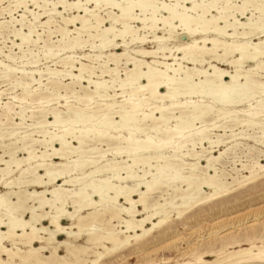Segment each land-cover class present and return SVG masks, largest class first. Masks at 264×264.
<instances>
[{
    "label": "rangeland",
    "instance_id": "1",
    "mask_svg": "<svg viewBox=\"0 0 264 264\" xmlns=\"http://www.w3.org/2000/svg\"><path fill=\"white\" fill-rule=\"evenodd\" d=\"M61 1L64 0H36L37 5H34L33 0H0V159L2 158L0 170L5 168V161H9L11 154L14 153L13 161L9 165V174L3 177L0 171V195L10 193V190L12 193V191L21 188L26 191V198L30 199H27V207H36L37 214H42L43 211L54 214L57 211L54 208L37 209V201L31 198L30 194L34 191H42L44 187L49 189L54 186L58 187L65 179H72V181L77 179L71 184L62 186V189L68 191L66 194L71 197L73 192L85 185L91 183L97 186L102 185L108 179V183L113 187L107 191L109 197H114V188L116 187L134 189L135 191L130 195L137 200L139 193L145 188L134 186L135 183H140L138 177H141L144 171H148L144 181H151L153 178L158 180L165 175L174 176L175 173L179 178L189 177L192 173L197 176L200 175V177L212 176L216 173L222 181L231 183L229 184V192L182 208L183 211L180 216L173 210L169 218L160 225L152 227L151 222L145 223L144 228H151L150 232L137 240L130 238L127 245L115 250L107 241L95 242L94 235L90 237L89 233L95 234L96 232L99 235L106 234L112 228L124 229L119 224V220L121 217L123 220H129L131 217L121 214L120 219L117 217L111 219L112 215H109L115 214L116 208L129 207L124 202V198H118L115 202L113 199L109 201L106 198L103 206L99 203L80 209L76 213L75 207L70 203V198H67L62 209L63 211L66 210V213H59L61 215L60 223H63L62 225L65 227H70L72 223L76 222V219L68 218L67 213H73L74 217L80 215L85 218L80 226L82 228L78 237L69 238L66 235H61L59 240L71 243L74 246L73 253L81 257L83 264H194L200 258L212 261L215 258L213 255L223 250L233 251L240 247H250L253 244L256 246L264 245V168L259 169L257 165L264 167V111H259L257 106L259 102L264 104V91L258 89L260 84L264 83V69L258 68L257 70L255 61L248 62L243 67H237L239 70L242 69V72L250 68L253 69V80L257 91L248 90L247 98L244 96V100L235 104L236 106H215L211 104L210 98H201L198 95L191 96V99L188 98V101H197L195 106H211L213 112L211 110L202 120L193 122L192 127L185 128L182 139H174L160 149L149 148L138 151L134 156L138 160L141 157H147L148 163H142L141 158L137 163L138 165H133L129 169L132 173L134 172L136 176L134 179H118L115 177L116 174L121 177L126 176V170L120 169V167L132 164V157L121 150L124 146L126 147L124 138L129 136L130 125V127L106 130L108 138L104 137L103 140L95 139L94 135L89 134L81 148L83 154L71 151L67 157L62 158L52 154L54 149L60 148V143L58 141L49 142L50 136L60 135L67 128L70 131L74 129L73 132L79 135L78 129L82 130L84 126L89 129L105 118L112 120L116 126L121 119L119 107L130 106V102L134 100V97L132 98L128 94L122 95L119 85L130 74V70L134 69L135 64L149 63L153 69L168 70L169 75L173 74L171 68H177L179 63L187 69L195 67L205 70L207 75L213 73V67L228 72H234L236 67H232L228 63L229 61H226L229 57L223 61L213 57L216 53L222 56L220 49L216 53L212 50L213 52L211 51L210 54L204 55L203 61L198 64H188L186 61H182L180 59L182 54L177 52L175 48L179 40H186L185 32L178 25L177 20H174L172 24L177 27H175V33L170 36L169 24L161 20V18L168 16L167 11H161L160 14L156 13V18L159 19L156 24L157 29H144L140 20H129L131 30L123 40L125 42L121 39L115 47L113 44L117 43V40H114V43L109 44L110 46L103 48L100 46L99 33L111 24V20L108 18L110 10L105 7L94 9V4L86 3L85 0H80L81 9H70L59 3ZM77 1L66 0L68 4ZM196 2L206 8L211 0H197ZM162 3L170 5L178 12H183L185 8V13L189 16L196 17L200 14L204 17L205 25H199V31L193 35L194 39H191V41H197L199 46L203 45L202 41H207L208 44L212 39H217L222 43L228 42L232 45L243 43L240 41H244V43L247 41L249 45H252L264 40V13L255 7L256 4L257 6L261 4L259 6L264 7V0H216L214 2L216 5L212 4L213 7L210 6L209 11L204 10V14L201 13V9L196 11L189 9L192 6L191 1L150 0V4L153 5L160 6ZM84 7L89 11L85 13ZM111 12L115 15L118 14L117 9H111ZM91 13L104 19L102 26L97 30L87 28L78 34L76 28L81 26L80 19L78 18L74 23L66 22L68 18L79 15V17L85 16L89 20V25H94L95 17L90 16ZM135 14L139 15L138 18L145 17L148 19L150 17V13L144 16L136 11ZM225 15L228 16L227 21L235 26L237 31L235 37L229 36L233 32L232 27H229L225 32L228 35L217 34L213 30L215 26L224 25V20L220 17ZM47 20H49L48 25H43ZM252 23H255L256 26ZM239 24H244V26ZM201 27L206 31H202ZM121 28V23L115 25V30ZM244 31L254 32L243 37L240 33ZM15 33L30 35L29 40L22 43L21 36H17ZM112 36L109 34L106 38L112 40ZM75 39H78L80 45L68 48V45ZM131 39L134 40L131 41ZM207 44V48L211 49L212 45ZM151 51H157V54L149 55L147 52ZM121 53L123 56L117 58L118 63L113 62L110 58L111 54L118 56ZM238 57V54L235 53L232 59ZM261 60L264 62V57ZM66 61L70 64L64 65ZM80 64L86 65L88 70L80 73L78 70ZM171 64V67L167 66ZM145 65H140L142 71L146 70ZM110 69H113L111 72L114 73H109L108 70ZM56 72L59 73L55 74ZM6 73H9V77L5 76ZM70 74L80 75V80L76 79V81L74 76ZM180 76L182 77L184 74ZM178 77L176 76V78ZM55 78L56 80L58 78L60 84H52ZM199 78L204 80V77L200 76L195 77L194 81L198 82ZM228 80L229 78H226V81ZM89 81L92 82L89 83ZM239 81L244 82L243 76ZM95 82H104L109 88L108 93L111 97L103 100L97 97L98 95L94 93ZM111 82L115 83L112 84ZM24 83L27 85L24 86ZM165 90L162 89L163 92ZM251 91H253V96L248 97L252 94ZM115 93L116 95L113 96ZM184 98V96L178 97L180 102L187 100ZM99 105L105 107L112 105L114 107L109 110L105 107L99 109ZM6 109L11 110L8 117L2 115ZM75 110H82L83 113L76 114L74 113ZM144 111L149 113L151 110L145 106ZM254 111H258L259 114L256 116L250 114ZM53 112L58 113L60 118V123L54 126L48 124L54 121ZM88 114L92 115L93 120L83 123L84 115ZM136 114L137 118H142L141 112ZM167 114L169 119L165 123L157 122L156 129L158 131L148 128L152 124L151 120L137 122V125L146 126V130L139 133L134 132L135 139L141 141L148 135L155 137L153 140L157 142L156 134L160 135L166 129L173 128L177 122L175 117L179 116L180 113L179 109L174 108ZM66 139L70 142V147H79L78 140L71 139L69 135ZM185 139L188 141L184 142ZM22 147L28 148L33 153L34 158L29 162L22 163L17 169L14 160L27 156V151H23ZM209 159H211L210 166L207 167ZM82 162L85 163L84 167L75 169V165ZM29 165L31 167L38 165V169L35 172L22 174V171L27 169ZM163 165H168V167L165 170H156L155 167H162ZM46 167L51 169V175L54 176L62 170L72 171L64 173L63 177L56 178L50 184L36 185L32 183L31 181L38 175L44 174ZM108 168H112V170H106ZM252 168L254 170L250 173ZM96 169L99 171L89 175ZM13 180L15 182L18 180L21 184L14 186L12 190L6 187L5 182L9 183ZM47 180V177L43 178L44 182ZM104 180L106 181L104 182ZM177 181L180 182L176 180L174 184L180 185ZM184 185V183L181 184L182 189L186 188ZM162 189L149 193L150 195L147 197L149 206L158 203L160 206H155V208L164 207L166 209L169 207L168 198L175 191L172 187L164 186ZM91 190V187H86L89 195H91ZM201 193L203 196H208L211 191L208 188H203ZM45 196L51 197L49 194H45ZM92 198L95 202L100 200L97 195L92 196ZM10 199L16 201L13 195H10ZM174 202L180 203V200ZM138 205L135 206V210H139V216L135 217V220L145 217L147 211L153 213V207L143 211L142 206ZM0 209V219L7 222L8 216L5 214L4 207H0ZM105 209L109 211H104ZM26 212L22 217L24 220L29 218V214ZM18 214L15 213V215ZM94 214H98V218L94 217ZM101 216H104L102 220H100ZM158 220L159 218L155 216L154 222L157 223ZM42 223L48 225L49 221L44 220ZM1 230L6 231V226H2ZM73 230L76 233L79 231L78 227L73 228ZM137 233L140 234L141 230ZM11 239V241H4L7 248L13 249L17 253L28 252V244L20 241L21 239L18 237ZM33 245L36 248L47 246L40 242H34ZM54 245L57 244L54 243L47 246L46 249L40 250V258L43 262L34 264H46L45 260L50 256ZM58 251L61 256H65L66 260L72 262L75 260V256L70 254L71 252L68 251L67 247H60ZM1 257L7 262L6 264H22L18 257H14L12 261L4 253H1ZM248 264H264V262L260 263L259 260H254Z\"/></svg>",
    "mask_w": 264,
    "mask_h": 264
},
{
    "label": "bare ground",
    "instance_id": "2",
    "mask_svg": "<svg viewBox=\"0 0 264 264\" xmlns=\"http://www.w3.org/2000/svg\"><path fill=\"white\" fill-rule=\"evenodd\" d=\"M182 1H191L192 6L189 7V9L191 8V10H194V11L201 9V11H202L201 13L204 14V10L209 11L210 6L213 7L214 2L216 0H211V2L209 3V6H207L206 8L204 7L205 9L203 8V6L201 4H198L196 2L197 0H182ZM33 2H34V5H37L36 0H33ZM85 2L94 4V9H98L100 7H103V8L105 7V8L110 10L108 12V14H109L108 18L111 20V24H110V26H107L105 29H103L101 33H99L100 34V46H102L103 48L110 46L109 44L114 43V40H117L116 41L117 43L113 44L116 47L118 45L119 40L122 39V41H123L125 39V37L128 35V33H130V30H131V27L129 26V20H132V19L140 20L142 22V25H143L142 28H144V29H146V28L147 29H157L156 24H157V21L159 19L156 18L157 17L156 13L160 14L161 11H167L168 16L161 18V20H163L164 23L169 24L170 36H172V34L175 33L174 30H175V27H177V26H174V24H172V22L174 20H177L178 25L185 32L186 40L185 41H183L182 39L179 40V43H178V45H176V48H175L177 52L182 54V56L180 58L182 61H186L188 64H198V63H201L203 61L202 57L204 55L210 54L212 50L216 53V51L220 49L222 51V56L218 55L216 53L213 57L216 60H222V61H223V59H226L229 57V59L226 61H229L228 63L231 64L232 67L235 66L236 70L234 72H228V71L217 69V68L213 67V73L210 75L209 74L207 75V72L205 70L196 69L195 67H193L192 69H187L185 67H182L181 64L179 63L177 68H174V67L171 68L173 74L169 75L167 73L168 70L159 71V70H157V68L153 69V67L149 63H141V64H146L145 65L146 66L145 71L141 70V68H140L141 64L140 63H139V65L135 64L134 69L130 70V74H128V76H126L127 78H125L124 81H121V83L119 85V87L121 88V91H122L121 92L122 95L128 94L132 98L134 97L133 98L134 100L132 99L133 101L130 102V106H127V107L126 106L125 107L120 106L121 108L119 107V109H120L119 113H120L121 119H120V121H118L117 125L114 126V123L112 122V120H108L105 118L103 120L101 119V121H98L96 126H92L89 129H87L85 126L83 127L82 130L78 129L77 132L79 133V135H76L75 134L76 132L75 133L73 132L74 129H73V131H70V129L67 128L60 135L50 136L49 142L53 143L54 141H58L60 143V148L54 149V151L52 153L53 155L59 156L62 158V157H67L69 155V152H71V151L80 153L82 145L84 142H86L89 134L94 135L95 139H102L103 140L104 137L108 138V135L106 134L107 133L106 130H109L110 128H121V127H125V126H128V127L131 126V130H130V132H128L129 136L127 138H124V140L126 142V147L124 146L121 150H123V152H125V153H128V155H130V157H132V164L131 165L129 164V166H125V167H120V169L122 168L123 170H126V176L125 177H121L119 174H116L115 177H117L118 179H121V180H129V179L132 180V178L134 179L136 176L134 175V172L132 173L129 169L132 168L133 165H136L139 162V160L142 158L141 157L138 160L137 157L134 156L138 151H141V150L143 151V150H146L149 148L160 149L161 147H164L165 145L171 143L174 139H177V138L179 140L182 139L183 138L182 134H183V131L185 128L192 127L193 122H195L197 120H202L212 110L211 106H203V107L202 106H195L197 101L196 102L188 101V98L191 99V96L198 95L201 98H205V97L210 98L211 102H212L211 104H214L215 106H217V105L218 106H229V105H235V104L242 102L244 100V96H246V98H247V94H248L247 91L248 90L254 89L257 91V87L255 86V82L253 80V69L250 68V69L246 70L245 72H242L241 71L242 69L239 70V69H237V67H243L244 64H246L248 62H254L255 61L257 70H258V68L264 69V62L261 60L262 57H264V40L259 41L257 43H254L252 45H249L247 43V41H246V43H244V41H240L243 43L232 45V44H228V42H226V41H225L226 43H222L217 39H212L209 41L210 43H208V44L212 45V48L208 49L206 46L207 41H202V43H203L202 46H199L197 44V41H195V40L191 41V39H194L193 35L199 31L198 30L199 25H202V24L205 25L204 17L200 14L196 15V17L189 16V15H187V13H185L186 9L184 7H183L184 8L183 12H178L175 8H172V7H170V5L165 4V3H162L160 6L150 4V0H85ZM59 3H61L65 7H69L70 9H81L82 8V4L80 3V0H78L77 2H75L73 4H68L66 2V0L61 1ZM251 3H253V2H251ZM215 5H216V3H215ZM259 5H261V4H259ZM259 5L257 6V4H256V6H255L256 9L261 10V13H264V7H262V6L260 7ZM111 9H113V10L117 9L118 14H116V15H115V13L113 14V12H111ZM53 10L55 11V9H53ZM83 11L86 13L89 11V9L84 7ZM136 11H139V13L143 14L144 16L147 13L148 14L150 13V17L148 19L145 17L144 18H138L139 15L135 14ZM90 16L95 17V24L94 25H89L90 24V23H88L89 20L85 16L79 17V15H77V16L74 15V16L68 18V20L66 22L67 23H74L79 18L80 22H81V26H80V28H76V31L78 34L80 33V31L87 29V28L88 29L94 28L95 30H97L100 26H102L104 19L100 18L98 16L96 17V15L94 13H91ZM227 17H228L227 15L220 17L224 20V25L221 27L215 26V27H213V30L217 34L222 35V34H227V33H225L227 31V29L229 27H232L233 32H231L229 34V36L235 37L237 34V31L235 29L234 24H231L227 21ZM215 18H213V19H215ZM48 23H49V20L44 22L43 25H48ZM117 23L122 24V28L119 30H115V25H117ZM244 24H239V25L244 26ZM253 24H255V23H252V25ZM255 26H256V24H255ZM258 27H261V26H258ZM247 28H248V26H247ZM250 29L252 30V28H250ZM202 31H206V29H203ZM247 31L240 33V35L245 37V36L251 35L254 32V31L253 32H251V31L247 32ZM15 34L17 36H21L22 43L27 42L29 40L28 38L30 37V35H21L20 33H15ZM109 34L113 35L112 40L109 39L110 41L106 38L107 35L109 36ZM92 36H94V35H92ZM160 38L162 39V37H160ZM249 38H252V37H249ZM77 40L75 39L70 45H68V48H74L76 46H79L80 44ZM132 40H134V39H131V41ZM248 41H250V40H248ZM123 42H125V41H123ZM142 52H144V51H142ZM147 53H149V55H154V54H157V51H153V52L151 51V52H147ZM235 53H237L239 57L236 59H232V56ZM141 54H143V53H141ZM110 56H111L110 58L112 59L113 62L118 63V61H119L118 57L123 56V53H121L118 56L114 55V54L113 55L111 54ZM99 58H101V57H99ZM108 58H109V56H108ZM131 60H133V59L131 58ZM67 64H70V63L69 62L67 63V61H66L64 63V65H67ZM167 66L171 67L172 64L167 65ZM166 69H168V68H166ZM78 70L81 73L82 71H85V70L87 71L88 67L84 64H80V66L78 67ZM111 71H113V69L108 70L109 73ZM9 73H6L5 76L9 77V75H8ZM57 73H59V72H56L55 74H57ZM111 73H114V72H111ZM182 74H184V76L181 77L180 75H182ZM70 75L74 76L75 80L80 78V75H72V74H70ZM114 76H115V74H114ZM176 76H179V77L176 78ZM200 76L201 77L203 76L204 80H201V78H199V81L195 82L194 81L195 77H200ZM241 76H243V78H244L243 83H241L239 81ZM226 78H229V80L226 81ZM90 82H92V81H89V83ZM111 83L113 84L115 82H111ZM52 84H55V85L60 84L58 81V78H57V80L55 78L53 80ZM94 84H95L94 93H95V95H98L97 97L102 98V100L104 98L107 99V98L111 97L108 93L109 88H108V86L105 85L104 82H95ZM19 85H20V83H19ZM23 85L26 86L27 83H24ZM259 87L260 88H258V89H261V91H264V89H263L264 83L260 84ZM163 88L166 89L164 92L162 91ZM251 92H252V94L248 95V97L253 96V91H251ZM26 93H28V92H26ZM115 95H116V93L113 96H115ZM179 96H184L185 97L184 99H187V100L180 102V100L178 99ZM127 100H128V98H127ZM204 105H206V104H204ZM145 106L150 108L151 111L149 113H146L145 111L143 112V109ZM257 106L259 107V111H264V104L263 103L259 102V104H257ZM102 107H105V106L99 105V109H101ZM112 107H114V106L109 105V106L105 107V109L107 108V110H109ZM174 108L179 109V113H180L179 116L175 117L177 122L173 128H168L166 130L164 129L165 131L163 133L161 132L162 134L160 133V135L156 134V138L158 139L157 142H154V140H153L155 137L148 136V135L146 136V138L144 140H141V141L135 139L136 137L134 136V132L139 133V132H144L146 130L145 129L146 126L137 125L138 124L137 122H141V121H145V120H151L152 124L149 125L148 128L149 129H155L156 131H158V129H156L157 122L161 121L162 123H165L169 119L167 112L174 109ZM251 108H253V107H251ZM147 110H149V109H147ZM10 111H11L10 109H6L4 114H2V115H4V117H8ZM139 112L142 113L141 114L142 118H140V119L136 117V115H137L136 113H139ZM212 112H213V110H212ZM74 113L81 114V113H83V111L82 110H75ZM158 113H159V116H157ZM154 114H156V116H154ZM250 114L256 116L259 114V112L254 111V112H250ZM138 116H139V114H138ZM53 117H54V121H52V123H48V124L54 126V125H57L58 123H60V118H59L58 113L53 112ZM91 119H92V115L88 114V115H84V118L82 120H83V123H87V122L91 121ZM68 135L71 137V139L78 140L77 142L79 143V145H78L79 147H76V148L70 147V142L67 141V139H66V137ZM201 135H203V134H201ZM179 140H175V141H179ZM187 141H188V139L184 140V142H187ZM21 149L23 151H27L26 152L27 156L24 158H21V159H15L14 160V163L16 164L17 169L20 167V165L22 163L29 162L30 160H32L34 158L33 153L28 148L22 147ZM81 153L83 154V151ZM13 154H11V159L9 161H5V168L0 170L3 174V177L9 174V165L13 161ZM41 157H44V156L41 155ZM141 160L143 161V162L141 161L142 163H145V164L148 163L147 157H144ZM210 160L211 159L208 160V164H207L208 166L207 167L210 166L209 165ZM0 161H2V158L0 159ZM84 164L85 163L82 162L80 164L75 165V169L76 168L82 169V167H84ZM257 165H258L259 169L264 168L259 164H257ZM149 167H150V165H149ZM166 167H168V165H163L162 167L158 166L155 168L158 171V170H165ZM100 168H98V169H100ZM37 169H38V165L34 166V167H31L29 165V167L27 169L22 171V174L26 173V172H35ZM98 169L93 170L92 172L89 173V175L98 172L99 171ZM106 170H112V168H108ZM252 170H254V169L252 168L250 173H252ZM70 171H72V170H62L56 176H54V175H51V169L46 167L44 169V174H42L40 176L38 175L31 182L36 184V185L50 184V183L54 182L56 180V178L63 177L64 173L70 172ZM100 171H102V170H100ZM191 171H193V170H191ZM163 172H165V171H163ZM147 173H148V171H144V174L141 177H138V178H140V183H135L134 187L141 186V187L145 188L144 191L139 193V198L137 200L132 198V196L130 195L133 191H135L134 189H124V188H116V187L114 188V192H115L114 197H112V198L109 197L108 196L109 193H107V191H109V189H113V187H112V185H110V183H108L109 182L108 179H107V181L104 180V182L105 181L106 182L104 184L102 183V185L97 186L94 183L93 184L91 183L89 185H85L84 187L80 188L78 191L73 192L71 194V197H69V194L68 195L66 194V192H68V191L62 189V186L66 185V184H71V183L77 181V179L75 181H72V179H68V180L65 179L63 181V183L61 185H59L58 187L54 186L52 189L44 187V190L38 191V192L34 191L33 193L30 194L31 198H33L34 200L37 201V209H44L47 207H50L51 209L54 208L55 210H57L56 213H54V214H52L51 212H45V211H43L44 213H42V214H37L36 210H35L36 207H34V206L33 207H30V206L27 207L26 202H28L27 199H29V198H26V196H25L26 191L22 190L21 188H18L17 191H12V193L10 190V193L8 192V193H5L3 195H0V207H4V209L6 211V213L5 212L4 213L8 216L7 222H4L2 219H0V264H6L7 263L6 261H4L2 259L1 253L6 254L10 261H12L14 259V257H18L20 259V261L22 262V264L41 263V262H43V260H42V258H40V250H44L47 248V246L53 245L54 243H56L57 245L52 246L51 254L45 260L46 264H83L81 257L77 256L76 254L73 253L74 246L71 245V243H69L68 241H60L59 240V236H61V235H66L69 238L73 237V236L78 237V235H80L81 228H82L80 226H81V224L85 218V217L80 216V215H77L74 217L73 213H67L66 216H68V218H70L72 220L76 219V222L72 223L70 227H65L62 225L63 223L62 224L60 223L61 215H59V213H66V210L63 211L62 209H63L65 203L67 202L66 201L67 198H70V200H71L70 203L75 207V209H76L75 213L78 212V210H80V209H83V208L88 207V206H95L99 203H100V205L103 206L105 204L106 198H108L109 201H110V199H113L114 202L116 200H118V198H124V202L129 207L116 208L115 214H109V215H112L111 219L114 217L119 218V216L121 214H125V215L131 217L129 220H127V219L123 220L122 217H121L122 220L119 218L121 220V221L119 220V224L124 229L117 230L115 228H112L106 234L102 233L99 235H98V233L96 234V232H95L96 235L94 233H89V235H91L90 237H92L94 235L95 242L107 241V242L111 243L112 248L115 250V249L122 248L125 245H127L129 243L130 238H134L137 240V239L141 238L142 236L146 235L148 232H150L151 228H149V229L144 228L145 223L148 224V222H151L152 227H154L156 225H160L165 220H167L169 218V215L173 210L176 211V214H178V216H180L182 214V211H183V210H181L182 208H185V207L190 206V205L193 206L194 204L201 203L200 201H204L207 199L209 200V199L214 198L216 196L219 197L222 194H226L230 190L229 184H231V183H229V184L225 183L216 175V173H214V175H212V176H205V177H200V175L197 176L196 174L192 173L189 177H185V178H179V176L175 173L176 175L173 174L174 176L171 175L169 177L168 175L167 176L165 175V177H164L162 175L163 177L162 178L160 177L158 180L153 178L151 181H149V180L144 181V177ZM45 177L48 178V180L46 182L43 181V178H45ZM176 180L180 181V182L177 181L178 183H180V185L174 184V182H176ZM183 183L185 184L184 185L186 187L185 189L181 188V184H183ZM20 184L21 183L18 180H16V182L14 180L10 181L9 183L7 181L5 182L6 187H9L12 190H13L14 186H17ZM88 186L92 188L91 195H89L86 191V187H88ZM164 186L168 187V188L172 187V189H174V191H175V192H172V194H170V198H168L169 199L168 200L169 201V203H168L169 207L166 209L164 207L155 208V206H160V204H158V203H156L155 205L150 204V206H149V203L147 202L148 201L147 197L150 195L149 193H151L152 191L155 192V190H158V189H162ZM202 187L210 189L211 194H209L208 196H203L201 193V190L203 189ZM170 191H171V189H170ZM45 194H49V195H51V197L48 198L45 196ZM10 195H13L16 198V201H12L10 199ZM95 195H97L100 198L99 202H95L94 200H92L93 199L92 196H95ZM179 200H180V203L174 202V201H179ZM136 205H138V206L141 205L143 208V211H146L150 207H153V213H149V211H147V215L145 217H143L140 220H135V217L139 216L138 215L139 210H135ZM103 208H105V207H103ZM107 209H110V208H107ZM107 209H105L104 211H109ZM113 210H115V209H113ZM25 212L29 214V218L27 220H24L22 218L23 215L25 214ZM15 213H19V214L15 215ZM155 216H156V218H159L157 223L154 222ZM94 217L98 218V214H94ZM103 217L101 216L100 220H102ZM44 220L49 221L48 225H45L42 223ZM73 225L75 227H78V229H79L78 233L74 232L73 228H75V227H72ZM2 226H6L7 230L2 231L1 230ZM114 227H115V225H114ZM210 228H212V227H210ZM139 230H141L140 234L137 233ZM127 233H130V234L128 235ZM12 237H18L19 239H21L20 241H22L25 244H28L29 245L28 252L17 253L15 251H13V249L7 248L4 245V241H6V240L11 241ZM34 242L45 243L47 246H41V247L36 248L33 245ZM64 246L68 248V251L71 252L70 254L75 256V260L73 262L66 260L65 256H61V254L59 253L58 248L64 247ZM17 250H20V249H17ZM213 256L215 258L212 261H207L204 259L202 260L200 258V260L194 264H248L254 260H259L260 263H263L264 262V245L256 246L253 244L250 247H245V248L240 247L238 250H233V251L223 250L221 252L215 253Z\"/></svg>",
    "mask_w": 264,
    "mask_h": 264
}]
</instances>
